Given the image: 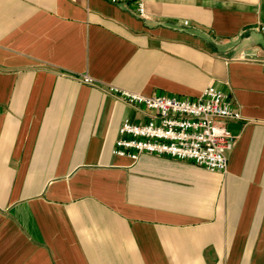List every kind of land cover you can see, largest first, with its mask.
I'll return each instance as SVG.
<instances>
[{"label": "crops", "instance_id": "obj_1", "mask_svg": "<svg viewBox=\"0 0 264 264\" xmlns=\"http://www.w3.org/2000/svg\"><path fill=\"white\" fill-rule=\"evenodd\" d=\"M143 4L0 0V264H264V0ZM209 85L240 114L225 172L112 152L151 112L111 87Z\"/></svg>", "mask_w": 264, "mask_h": 264}, {"label": "built area", "instance_id": "obj_2", "mask_svg": "<svg viewBox=\"0 0 264 264\" xmlns=\"http://www.w3.org/2000/svg\"><path fill=\"white\" fill-rule=\"evenodd\" d=\"M110 1H133L137 12L144 13V0ZM82 81L93 83L86 74ZM111 91L129 104L151 112L145 123L124 120L120 124L112 150L115 155L135 160L142 153L166 154L192 160L210 171H226V150L234 140L227 121L239 119L240 114L231 108L224 91L209 85L195 99L147 95L116 87H111Z\"/></svg>", "mask_w": 264, "mask_h": 264}]
</instances>
